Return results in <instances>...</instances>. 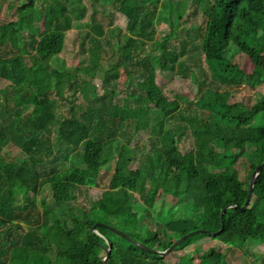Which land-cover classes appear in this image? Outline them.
Listing matches in <instances>:
<instances>
[{
    "label": "trees",
    "instance_id": "1",
    "mask_svg": "<svg viewBox=\"0 0 264 264\" xmlns=\"http://www.w3.org/2000/svg\"><path fill=\"white\" fill-rule=\"evenodd\" d=\"M71 1L43 0L42 15L38 0H23L16 20L0 22V80L7 82L0 104V264H104L109 245L107 264H171L168 255L98 223L161 252L194 231L217 233L223 224L218 235L193 236L175 251L199 236L243 255L264 244V170L242 210L252 176L264 164V95L254 97L247 115L228 110L231 85L242 72L234 55L251 60L244 76L252 86L264 84V0H93L83 47L88 72L105 71L106 94L59 116V96L77 101L85 87L52 65L75 26ZM104 2L127 16L125 30L99 17L97 4ZM193 3L206 24L182 34ZM42 17L44 31L38 29ZM158 22L175 31L160 39L153 62L146 48ZM105 59H111L106 68ZM158 69L192 80L194 98L177 93L170 99L157 82ZM144 130L150 132L147 149L134 143ZM191 135L193 148L185 150L183 139ZM58 146L68 160L63 170L56 164ZM9 148L25 161L6 160ZM113 164L93 213L76 208L73 202L87 201ZM196 191H204L205 206L193 198ZM161 197L169 206L157 213ZM186 255L202 264L225 262L216 247Z\"/></svg>",
    "mask_w": 264,
    "mask_h": 264
},
{
    "label": "rangeland",
    "instance_id": "2",
    "mask_svg": "<svg viewBox=\"0 0 264 264\" xmlns=\"http://www.w3.org/2000/svg\"><path fill=\"white\" fill-rule=\"evenodd\" d=\"M22 1L23 0H6L0 8V22L16 20L18 16L17 6H19ZM92 3L93 0H72L70 2L75 26L68 34L69 37L65 52L52 60V65L54 68H57L62 72L76 75L80 81H85L84 90L79 93L77 101L70 102L71 99L69 97H61V95L59 96V99L61 100L59 101V116H69L72 113V105H80L84 107L94 104L96 103L97 99L106 94L105 87L103 86L105 71L101 70L92 74L88 72L87 54L83 47L84 39L82 34L89 30L88 23L90 22L91 16L93 14ZM104 3L106 4L105 7H103V5L100 3L97 4L102 11L99 13V17L103 19L107 26H120L125 30L128 23L127 16L121 13L118 7L113 3ZM46 6L47 3H43V0H38L37 7L38 10L41 11L42 15L45 13ZM206 16L207 15L204 13V11L197 8V6L193 3L185 16L186 21L184 23L188 28H183V26H181V33L183 34L188 31L189 33L195 34L196 30L194 29L193 25L197 24L201 27H204L207 19ZM38 29L40 31L45 30V19L43 17L38 19ZM174 31L175 28L172 27V25L165 22H158L156 39L148 43L146 48V51L152 56L153 62L157 61V57L162 50L160 46V39L168 34L173 33ZM197 41H199V39ZM89 46L90 45L86 42V50L89 48ZM231 60L233 64H237L239 66L242 72L231 85L232 96L228 102V110L232 113L241 112L244 115H247L249 106L252 103L254 97L258 96L259 94L264 95V84L259 87H254L247 80L246 76H244L245 74H249L253 68L252 62L248 57L241 54H236ZM110 61L111 59H105V68L109 66ZM122 76L125 77V75ZM157 82L170 99H172L175 94L179 93L182 97L192 100L197 91V85L192 80L184 79L178 76L177 73L171 71L158 69ZM6 84V81L0 80V104L3 102V88ZM124 87L125 85L122 84L119 86V88ZM191 106L195 108L194 103ZM149 135L150 132L148 130L141 131L134 143H138L147 149L149 147ZM193 139L194 138L192 135L186 138L184 137L182 147L185 150H191L193 148ZM58 147V150L61 151L57 153L58 160L56 164L59 169L63 170L68 166V160L67 157L62 154L63 146ZM259 147H261V145H259ZM3 155L9 162L25 161V157L19 150L15 148L6 149ZM113 166L114 167L110 171L103 172L101 178V187L91 189L87 201L73 202V205L76 208H82L87 212L93 213L94 209L96 208L95 202L101 198L105 184L108 183L111 175L115 171V164H113ZM244 172L245 170L241 166L240 175L243 176ZM161 193L164 197V192L162 191ZM45 197L48 201L52 200L49 192L45 195ZM163 197H161L157 202V206L155 208L157 213L166 211L169 206ZM193 198L201 207L207 204L204 191H196ZM103 222L105 221L103 220ZM210 247H216L225 253L224 264H264V244L252 248L249 252H247V255H243V252L238 249L229 248L227 245H223L218 241L212 240L210 238L203 239L200 236L195 238L194 243L188 246V248L175 251L168 255L166 260L171 264H202V262L198 259H195L194 261L188 260L186 254H190L195 249L206 251ZM52 257L54 258V255Z\"/></svg>",
    "mask_w": 264,
    "mask_h": 264
},
{
    "label": "water",
    "instance_id": "3",
    "mask_svg": "<svg viewBox=\"0 0 264 264\" xmlns=\"http://www.w3.org/2000/svg\"><path fill=\"white\" fill-rule=\"evenodd\" d=\"M263 170H264V164H262L261 166H259V167L256 169V171L254 172V174H253V176H252V179H251V182H250V192H249L248 198H247V200H246L245 206H244V208H243L242 210H245L246 207L249 205V203H250V201H251V198H252V196H253L254 185H255V183H256V180H257L258 176L261 174V172H262ZM231 207H232V206H229V207H227L226 209L231 208ZM226 209L223 211V215H224V212L226 211ZM222 221H223V223H224V219H222ZM101 227H104V228L110 229L111 231H113V232L119 234L120 236H122L123 238H126V239L130 240L131 242H133V243H135V244H137V245H140L141 247H143V248L149 250V251L152 252V253L158 254V255L161 256V257H166V256L169 255L171 252L175 251L176 248H177L180 244H182L184 241H186L187 239H189V238H191V237H193V236H196V235H199V234H202V233H209V234H211L212 236H216V235H218L220 232L223 231V229H224V224H223L221 230H220L219 232H217V233H211V232H209L208 230H198V231H194V232H192V233H190V234H188V235H185V236H183L182 238H180V239H179V240H178V241H177V242H176L171 248H169L168 250H166V251H164V252L153 250V249L149 248L148 246H146V245H144V244H142V243H140V242L137 243V242L133 241L132 239H130L125 233H123V232H121V231H119V230H116V229H114V228H112V227H110V226H107V225H104V224H101V223H98V224L96 225V228H101ZM110 253H111V246L109 245L107 256H106L105 259H104V264H107V263L109 262V259H110Z\"/></svg>",
    "mask_w": 264,
    "mask_h": 264
}]
</instances>
